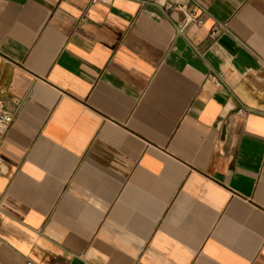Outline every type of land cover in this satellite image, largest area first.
I'll use <instances>...</instances> for the list:
<instances>
[{
    "label": "crops",
    "instance_id": "obj_1",
    "mask_svg": "<svg viewBox=\"0 0 264 264\" xmlns=\"http://www.w3.org/2000/svg\"><path fill=\"white\" fill-rule=\"evenodd\" d=\"M173 3L0 0V264H264V0Z\"/></svg>",
    "mask_w": 264,
    "mask_h": 264
},
{
    "label": "built area",
    "instance_id": "obj_2",
    "mask_svg": "<svg viewBox=\"0 0 264 264\" xmlns=\"http://www.w3.org/2000/svg\"><path fill=\"white\" fill-rule=\"evenodd\" d=\"M109 0H91V3H98V2H103L106 3ZM139 3H143V4H158L159 1H162L161 6H163L166 9H175L177 11L181 12V9L184 8V6H179V4H174L173 0H136ZM196 25V26H200L201 22L197 21L194 18H187L184 19L181 22V25L178 27V32L179 33H183L185 27H187L188 25ZM217 36V31H214L211 34L212 38H215ZM242 110L239 111V113H241ZM15 119V113H13L12 111L8 110L3 103L0 101V145L2 143V141L4 140L7 132L9 131L13 121ZM0 165H1V159H0ZM26 264H32L30 262L26 263Z\"/></svg>",
    "mask_w": 264,
    "mask_h": 264
}]
</instances>
